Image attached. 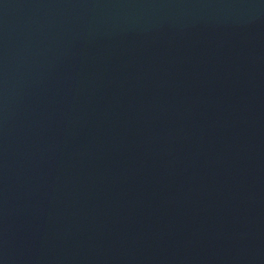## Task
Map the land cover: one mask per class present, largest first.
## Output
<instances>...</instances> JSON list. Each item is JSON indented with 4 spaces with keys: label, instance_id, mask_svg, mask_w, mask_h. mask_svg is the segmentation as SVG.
Instances as JSON below:
<instances>
[{
    "label": "water",
    "instance_id": "water-1",
    "mask_svg": "<svg viewBox=\"0 0 264 264\" xmlns=\"http://www.w3.org/2000/svg\"><path fill=\"white\" fill-rule=\"evenodd\" d=\"M0 264H264V0H0Z\"/></svg>",
    "mask_w": 264,
    "mask_h": 264
}]
</instances>
